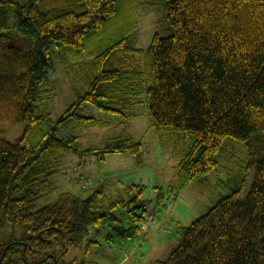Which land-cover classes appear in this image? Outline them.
Here are the masks:
<instances>
[{
    "label": "trees",
    "instance_id": "trees-1",
    "mask_svg": "<svg viewBox=\"0 0 264 264\" xmlns=\"http://www.w3.org/2000/svg\"><path fill=\"white\" fill-rule=\"evenodd\" d=\"M138 8L160 10L172 33L154 35L146 49L134 47L122 23ZM12 30L31 36L33 46H11ZM138 52L145 69L136 64ZM55 58L85 65L87 89L54 119L48 105L55 96ZM84 103L125 117L143 103L152 128L185 139L180 186L218 165L225 139L243 143L249 149L247 190L239 174L235 187L202 216L177 226V246L152 264H264V150L254 140L264 134V0H0V124L22 126L14 142L0 128V228L23 231L0 241V264H73L66 255L81 247L90 226L116 220L118 207L125 208L127 227H114L106 236L110 243L145 234L146 217L153 221L138 184L113 200L102 189L62 193L35 209L54 188L50 176L64 152L80 156L84 178L81 168L89 160L83 157L140 154L141 143L131 138L81 149L78 136L57 137L60 128L97 125L80 115ZM100 245L88 240L84 252Z\"/></svg>",
    "mask_w": 264,
    "mask_h": 264
},
{
    "label": "rangeland",
    "instance_id": "rangeland-1",
    "mask_svg": "<svg viewBox=\"0 0 264 264\" xmlns=\"http://www.w3.org/2000/svg\"><path fill=\"white\" fill-rule=\"evenodd\" d=\"M130 14V17L125 16L122 28L129 36H134V47L146 49L154 35L166 37L172 33L171 27L162 21L160 10L138 8ZM129 19H134L130 30ZM9 44L20 49H29L33 46V38L12 30ZM136 64L146 68L143 52L136 54ZM84 68L85 65H73L72 62L63 63L58 58L54 59L50 84L55 96L48 105V111L54 119L86 91ZM130 112L134 115L125 117L84 103L79 111L80 115L97 119V125L91 128H60L56 133L59 138L78 136L77 147L81 149H102L118 138H131L141 143L140 154H106L103 160L95 162L99 166L96 176H88V179L95 180V184L86 186L81 183L80 186L76 177L81 182L83 176L74 173L79 166L77 162H80V156H65L68 152H64L58 171L50 176L54 188L38 199L35 209L56 201L62 193L86 196L102 189L113 200L122 196L126 186L138 184L145 187L140 200L147 201L146 210L153 215L152 225L144 227L145 234L141 233L132 238L113 237V242L109 243L106 236L114 235V227H127L125 208H116L113 211L116 220L107 217L103 223L90 226L81 247L70 250L66 255L65 259L73 260V264H152L154 261L164 260L178 244V225L186 227L202 216L221 196L228 194L230 188L235 187L239 174H244L246 190L249 186L251 173H246L244 169L249 159V149L243 143L230 139L224 140V152L213 170L180 186L177 173L179 160L187 146L185 139L180 140L176 134L166 135L152 128L143 103L135 105ZM0 128L9 142H14L22 131V126L17 123L0 124ZM255 137L257 150L263 152L264 134H256ZM90 157L98 160L95 156ZM137 179L141 181L138 182ZM171 187L174 190L172 194L176 195L174 198L170 195ZM160 193L161 202L158 200ZM22 233L20 227L4 224L0 228V241L18 239ZM88 240L98 241L101 245L85 253L84 247Z\"/></svg>",
    "mask_w": 264,
    "mask_h": 264
},
{
    "label": "crops",
    "instance_id": "crops-1",
    "mask_svg": "<svg viewBox=\"0 0 264 264\" xmlns=\"http://www.w3.org/2000/svg\"><path fill=\"white\" fill-rule=\"evenodd\" d=\"M68 156H71V155H68ZM83 160H89V163L86 165V166H83L82 168V174L85 176V177H94L96 176V169L97 167V163H95L96 161L98 162V160H96L95 158H91V157H87V158H83ZM142 179V178H141ZM141 179H137L138 182L141 181ZM76 180L78 181L79 185L81 186V182L78 180V177H76ZM82 181V180H81ZM95 181V180H94ZM153 223V222H152ZM152 225V224H151ZM141 234V233H140ZM110 243V242H109Z\"/></svg>",
    "mask_w": 264,
    "mask_h": 264
},
{
    "label": "built area",
    "instance_id": "built-area-1",
    "mask_svg": "<svg viewBox=\"0 0 264 264\" xmlns=\"http://www.w3.org/2000/svg\"><path fill=\"white\" fill-rule=\"evenodd\" d=\"M75 171H76V173H79V167H76V168H75ZM82 183H83V185L90 186V185L93 184V181L90 180V179H86V178L83 177V181H82ZM173 196H174V194H171V197H172V198H173ZM151 221H152V216L149 215V216L146 217V219H145V221H144V224H145L146 226H149L150 223H151ZM141 231L144 232V231H145V228H143V230H141Z\"/></svg>",
    "mask_w": 264,
    "mask_h": 264
},
{
    "label": "bare ground",
    "instance_id": "bare-ground-1",
    "mask_svg": "<svg viewBox=\"0 0 264 264\" xmlns=\"http://www.w3.org/2000/svg\"><path fill=\"white\" fill-rule=\"evenodd\" d=\"M146 227L145 224L142 226V228Z\"/></svg>",
    "mask_w": 264,
    "mask_h": 264
}]
</instances>
